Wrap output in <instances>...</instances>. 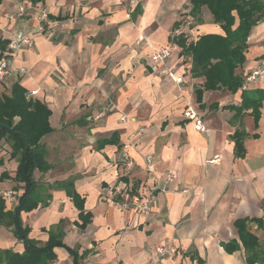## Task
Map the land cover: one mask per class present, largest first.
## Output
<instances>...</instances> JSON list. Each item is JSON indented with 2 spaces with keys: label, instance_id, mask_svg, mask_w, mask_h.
Returning a JSON list of instances; mask_svg holds the SVG:
<instances>
[{
  "label": "crops",
  "instance_id": "crops-1",
  "mask_svg": "<svg viewBox=\"0 0 264 264\" xmlns=\"http://www.w3.org/2000/svg\"><path fill=\"white\" fill-rule=\"evenodd\" d=\"M22 1L45 8L58 28L52 38L32 34L34 47L10 58L25 73L6 81L7 90L0 83V92L8 95L14 83L37 90L31 100L50 110L53 132L41 139L51 168L35 170L33 177L45 185L73 179L88 215L80 228L83 220L70 198L49 190L46 206L20 214L28 237L42 245L61 222L62 243L84 253L80 264H246L234 223L260 219L262 225L246 226L264 252V101L256 126L251 109L233 118L236 111L224 106H238L242 90H203L204 78L191 75V58L175 42L179 34L187 42L222 35L210 13L203 9L202 24L189 31L183 14L191 0H1L0 16ZM34 24L28 18L26 30ZM166 45L171 55L165 66L173 75L163 76L146 57ZM244 55L234 71L242 87L264 90V18L251 29ZM187 111L202 118L207 133L194 129ZM240 130L244 154L235 157L231 136ZM114 133L113 144L96 149ZM214 158L218 162L210 163ZM125 160L133 163L129 171ZM16 166L2 141L0 175L8 178L0 181V192L17 197L22 185L13 181ZM125 186L129 195L153 198L150 213L138 216L120 206L128 197ZM230 241L239 248L227 253ZM158 246L176 252L160 257ZM0 250L21 254L24 246L0 226ZM53 252L51 264H73L65 248Z\"/></svg>",
  "mask_w": 264,
  "mask_h": 264
},
{
  "label": "trees",
  "instance_id": "trees-1",
  "mask_svg": "<svg viewBox=\"0 0 264 264\" xmlns=\"http://www.w3.org/2000/svg\"><path fill=\"white\" fill-rule=\"evenodd\" d=\"M1 1V0H0ZM189 16L194 25H201V12L206 9L215 24L222 30V35L205 34L197 40L186 41L181 34L176 44L181 48L180 54L191 58V75L203 77V90L224 89L230 93L242 90L241 102L238 106L228 105L224 108L235 110L233 118H238L242 111L251 109L254 126L259 118L260 103L264 101V90L247 91L242 87V78L235 74V69L245 61L247 38L251 29L264 18L263 0H191ZM6 40L0 38V58L5 55ZM25 90L19 83L12 84L10 93L0 94V143H9L10 158L17 162L13 181L20 186L22 192L16 197L13 208L7 209L5 200L0 196V226L11 229L14 237L20 241L24 250L21 254L11 250H0V264H51L55 259L53 249L65 248L72 256L73 264H80L84 253L77 252L62 243L63 231L61 222L56 228L47 231V241L40 245L28 237L29 229L23 226L20 214L30 212L38 206H46L51 195L49 190L61 189L79 210L82 219L80 228H84L88 215L82 211L83 198L75 191L73 179L45 185L34 179L35 170L47 172L51 165L46 161V150L41 139L52 133L49 123L51 115L47 106L38 100H26ZM201 90H196V99L200 102ZM115 133L110 138L97 142L96 149L113 144ZM243 131H235L231 136L234 142L235 157L244 154ZM255 136V135H253ZM3 172L0 181L7 179ZM123 179V178H121ZM255 222L262 225L260 219L238 220L234 225L238 229L239 239L244 248L246 264L264 263V252L257 237L250 233L246 224ZM239 248L235 241L224 245L227 253Z\"/></svg>",
  "mask_w": 264,
  "mask_h": 264
},
{
  "label": "built area",
  "instance_id": "built-area-1",
  "mask_svg": "<svg viewBox=\"0 0 264 264\" xmlns=\"http://www.w3.org/2000/svg\"><path fill=\"white\" fill-rule=\"evenodd\" d=\"M184 25L189 31L193 24L192 18L189 16V9L184 12ZM28 18L33 19L35 24L28 31L25 24ZM19 23V25H18ZM58 28V23L50 17L49 12L38 4L32 2L22 1L16 4L13 10L5 12L0 16V38L6 40L5 55L0 58V83L3 84L16 74H24L25 68H14L11 64L10 58L23 49H31L34 47V40L32 34L45 35L52 38ZM171 50L169 46H162L153 49L146 57L149 65L159 75H173L169 68L165 66L167 60L170 58ZM160 67V68H158ZM259 72L255 71L249 76L246 81L254 79ZM244 88V87H243ZM37 90H30L25 93L26 100L34 98ZM187 118L193 120L194 129L199 133H207L208 129L204 124L202 118L195 116L192 112L185 113ZM125 117H121V121H125ZM146 162L149 164L152 161L151 156H146ZM219 158H214L210 163H217ZM123 170L129 171L133 167L130 160L123 162ZM170 176H167L169 180ZM123 191L128 197L120 202V206L124 209L132 210L138 216H145L151 212L153 208V198L144 195L134 194L129 195L126 186ZM151 194V192H150ZM0 196L12 208L16 204V196L11 190L0 192ZM176 250L172 247L158 246L155 248L156 255L160 257H172Z\"/></svg>",
  "mask_w": 264,
  "mask_h": 264
},
{
  "label": "rangeland",
  "instance_id": "rangeland-1",
  "mask_svg": "<svg viewBox=\"0 0 264 264\" xmlns=\"http://www.w3.org/2000/svg\"><path fill=\"white\" fill-rule=\"evenodd\" d=\"M193 26H194V25L191 26V29H192ZM191 29H190V30H191ZM2 86H3V88H5V90H7V88L5 87L4 83L2 84ZM0 93L3 94V92H0Z\"/></svg>",
  "mask_w": 264,
  "mask_h": 264
}]
</instances>
